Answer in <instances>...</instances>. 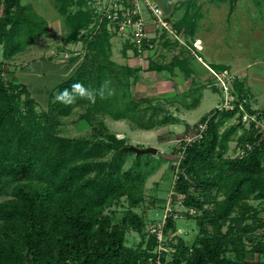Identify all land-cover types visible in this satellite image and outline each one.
I'll list each match as a JSON object with an SVG mask.
<instances>
[{
	"label": "trees",
	"instance_id": "trees-1",
	"mask_svg": "<svg viewBox=\"0 0 264 264\" xmlns=\"http://www.w3.org/2000/svg\"><path fill=\"white\" fill-rule=\"evenodd\" d=\"M84 1H76L79 9L69 11L70 1L60 0L68 40L84 42L87 53L86 60L56 90L70 89L77 82L96 90L112 80L123 91L115 90L104 98L97 95L94 102L77 98L70 105L57 101L53 91L48 111L39 113L36 100L24 86L4 82L0 63V196L8 191L12 196L0 203V264H140L156 256L154 234L148 233L146 244L138 248L126 243L127 229L141 231L144 227L142 216L134 210L144 199L142 189L133 183L117 186L110 175H94L98 168L88 161L69 163L83 153V143L56 133L59 115L67 116L86 103L90 111L139 121V101L128 93L130 77L137 80L136 70L112 59L114 34L106 22L97 28L92 9L82 8ZM217 1L230 2V11L238 2ZM1 3L0 47L6 58L26 51L38 36L49 33V22L32 4L22 0ZM185 21L181 18L175 26L188 37L194 33L196 20ZM131 48L132 44L124 42V54ZM181 64L189 73L186 59ZM213 65L218 71L227 68ZM150 68L161 69L153 61ZM233 85L234 108L214 113L203 137L186 146L174 189L185 194L184 206L199 211L187 218L196 219L201 231L192 243L176 235L173 245L177 251L168 264H264V220L249 203L252 197L264 199V130L254 121L246 127L240 104L259 119L264 116L252 107L245 81L236 76ZM234 117L238 121L229 123ZM150 123L142 119L140 127H153ZM235 139L237 149L244 150L242 156L229 155L230 142ZM89 154L86 151L85 156ZM170 171H175L173 164ZM122 196H127L131 209L116 223L106 209ZM178 228L177 219L168 216L165 234ZM246 240L255 244L249 248Z\"/></svg>",
	"mask_w": 264,
	"mask_h": 264
},
{
	"label": "rangeland",
	"instance_id": "rangeland-1",
	"mask_svg": "<svg viewBox=\"0 0 264 264\" xmlns=\"http://www.w3.org/2000/svg\"><path fill=\"white\" fill-rule=\"evenodd\" d=\"M2 1L0 12L3 10ZM22 1L32 4L47 19L50 30L48 34L38 36L26 51L12 58H6L0 47V63L4 71L2 79L7 84L24 86L36 100L37 111L42 113L49 109L51 92L56 94L57 85L86 60L87 50L84 42L68 40L69 30L65 23L66 15L60 10V0ZM69 1V11L79 9L78 0ZM155 1L167 13L184 16L185 22L196 20L194 33L186 35L185 41L193 48V41L201 38L203 49L198 54L213 68V64H223L244 80L245 86L250 88L252 107L264 116V0H239L233 11H230L228 1ZM82 8L91 10L92 1H84ZM111 41L112 59L118 65H128L136 70L137 80L133 81L134 76L130 77L132 83L128 93L139 101L138 123L129 118L114 119L108 114L90 111L86 103L76 106L67 116L59 115L56 133L83 143V153L69 163L88 161L98 168L94 175L99 173V177L105 178L110 175L117 186L133 183L142 189L144 199L134 210L142 216L144 227L141 231L129 228L126 232V243L138 248L141 243L144 246L147 242L148 223L163 219L175 186L176 172L170 171V166L180 147L174 139L188 131L193 133L198 123L203 121L202 117L210 111L213 113L226 101V96L219 79L185 45L171 40L170 45L158 47L149 61L148 58L142 60L135 56L130 50L124 54V40L120 36H114ZM72 57H77V60H72ZM182 59L188 62L189 73L184 69L185 65L182 66ZM152 61L161 69L150 68ZM110 81V87L121 94L123 89L118 90L117 84ZM227 84L232 93L234 85L230 78ZM254 117L257 118L256 115ZM142 119L154 126L141 128ZM259 120L260 127H264V117ZM235 121H238L237 117L230 119L229 123ZM245 125L250 127L249 122ZM132 145L155 147L157 152L138 153L130 148ZM236 145V139L230 142L229 155H237L239 149ZM86 151L90 152V156H85ZM11 197L8 191L0 196V203ZM178 202L173 207H180ZM249 203L259 210V217L264 220V199L252 197ZM129 209L131 205L127 196H122L106 209V213L112 215L114 222L120 223ZM177 222L181 235L192 243L201 231L196 219L178 218ZM246 243L250 248L255 241L246 240ZM254 257L258 259L259 255L255 253Z\"/></svg>",
	"mask_w": 264,
	"mask_h": 264
},
{
	"label": "built area",
	"instance_id": "built-area-1",
	"mask_svg": "<svg viewBox=\"0 0 264 264\" xmlns=\"http://www.w3.org/2000/svg\"><path fill=\"white\" fill-rule=\"evenodd\" d=\"M92 11L97 21V28H100L102 23H107L108 30L114 34V36H120L124 42H129L133 45V48L129 49L135 56H139L142 60L148 58L155 53L158 47L164 46L166 39H171L174 42H178L181 45H185L187 48L192 49V53L197 55L200 60L210 71L213 72L221 82L225 89L226 101L217 107V109L208 116V119L198 123L195 131L191 133H185L178 136L174 141L179 145L180 149L176 155V159L173 161L175 168L176 179L178 178V172L180 170V164L185 157L186 146L192 143L194 140L203 137L204 132L208 126L209 118L217 111H223L226 109H233L234 104L232 102L233 95L229 91L227 80L229 78L234 81L236 76L230 72V69L218 71L203 60V57L198 54L197 50H202L201 38H196L193 41V48L185 41L184 30H180L175 26V23L181 19V17L170 15L162 6L155 0H91ZM142 2L145 4L143 6ZM145 8L147 11H145ZM147 13V16H146ZM201 43V44H200ZM4 73V72H3ZM240 108L243 111L242 120L244 123L252 121L255 122V126L260 128L259 118H255V114H250L243 105L240 104ZM257 116V115H256ZM195 127V126H194ZM264 130V127H261ZM251 149L253 146L248 144ZM243 149H239L237 155L242 156ZM163 219L159 222L148 223V231L150 234H154L157 237L158 245L155 250L156 256H150L148 261L140 264H168L172 259V254L177 251V248L173 245L176 243V235H181L182 230L178 228L177 231H170L169 234H165V228L167 225V217L173 216L175 219L187 218L188 215L195 216L199 211L194 207H186L183 205L185 198L184 193H177L174 189L170 193ZM179 201L180 207H173L174 203Z\"/></svg>",
	"mask_w": 264,
	"mask_h": 264
},
{
	"label": "clouds",
	"instance_id": "clouds-1",
	"mask_svg": "<svg viewBox=\"0 0 264 264\" xmlns=\"http://www.w3.org/2000/svg\"><path fill=\"white\" fill-rule=\"evenodd\" d=\"M115 89L110 87V81H105L99 89L93 90L77 82L71 85V88H64L56 93L55 99L64 104H74L77 98H87L95 101L97 95L104 98L105 95L114 94Z\"/></svg>",
	"mask_w": 264,
	"mask_h": 264
},
{
	"label": "water",
	"instance_id": "water-1",
	"mask_svg": "<svg viewBox=\"0 0 264 264\" xmlns=\"http://www.w3.org/2000/svg\"><path fill=\"white\" fill-rule=\"evenodd\" d=\"M130 148L132 150H135L136 152L140 153V152H153V153H156L157 152V148L155 147H147V148H140L138 146H130Z\"/></svg>",
	"mask_w": 264,
	"mask_h": 264
},
{
	"label": "crops",
	"instance_id": "crops-1",
	"mask_svg": "<svg viewBox=\"0 0 264 264\" xmlns=\"http://www.w3.org/2000/svg\"><path fill=\"white\" fill-rule=\"evenodd\" d=\"M214 1H217V0H214ZM239 1V0H238ZM226 2V1H225ZM237 4H238V2H237ZM165 10V9H164ZM166 11V10H165ZM171 13V12H170ZM169 13V14H170ZM170 15H173L172 13L170 14ZM184 16H181V18H183ZM199 51H202V50H197V52H199ZM203 57V56H202Z\"/></svg>",
	"mask_w": 264,
	"mask_h": 264
},
{
	"label": "bare ground",
	"instance_id": "bare-ground-1",
	"mask_svg": "<svg viewBox=\"0 0 264 264\" xmlns=\"http://www.w3.org/2000/svg\"><path fill=\"white\" fill-rule=\"evenodd\" d=\"M201 44V43H200Z\"/></svg>",
	"mask_w": 264,
	"mask_h": 264
}]
</instances>
